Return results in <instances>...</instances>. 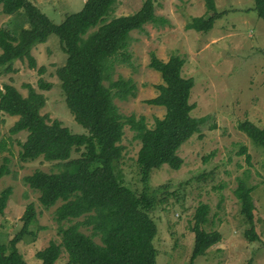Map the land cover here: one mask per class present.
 <instances>
[{
	"label": "rangeland",
	"instance_id": "1",
	"mask_svg": "<svg viewBox=\"0 0 264 264\" xmlns=\"http://www.w3.org/2000/svg\"><path fill=\"white\" fill-rule=\"evenodd\" d=\"M51 21L58 23L66 14L78 11L84 0H31ZM144 0H116L108 18L136 11ZM155 14L168 19V24L156 26L145 23L141 30L130 31L128 45L121 54L109 60L103 83L118 78L130 79L134 95L125 99L113 98L123 115L143 116L147 126L161 117L164 107L150 104L146 99L154 97L156 84L162 82L159 72L149 67L150 54L162 60L172 54L184 58L181 73L192 77L194 84L189 101L194 103L190 114L204 117L201 134L194 133L178 148L183 162L179 169L166 164L151 172V188L164 186L162 191H174L166 195V201L155 206L152 216L157 233L152 240L155 248V264H188L194 245L191 231L192 215L199 202L208 205L204 229H216L221 239L203 250L193 259V264H264V147L254 144L238 130L237 123L249 120L258 127L264 126V21L254 9V0H214L223 15L216 19L206 32L187 29L191 16L209 15L203 0H152ZM0 25L12 30L27 27L23 9L9 17L0 12ZM35 66L27 60H15L16 71L5 72L0 67V87L13 84L22 95L27 94L26 84L41 92L45 102L40 112L48 120L59 119L72 132H80L65 105L56 67L65 61V53L58 37L50 34L44 42L31 47ZM39 67H43L42 72ZM39 79L50 83L48 88L38 86ZM113 90V89H112ZM16 116L0 111V164L7 158V173L0 178V190L11 186L3 214L0 216V242L7 241L20 228V216L27 203L32 202L36 211L30 229L18 243L27 264H39L34 258L36 250L45 247L49 240L59 241L58 223L54 219L57 201L49 207L38 201V192L22 179L35 169L57 171V161L42 157L22 161L18 157L20 142L26 132L11 133L9 127ZM120 143L122 156L114 162L113 170L118 180L129 188L140 191L142 184L135 163L139 141L128 124L123 126ZM245 149V150H242ZM249 154V159L246 158ZM77 155L76 152L72 156ZM253 186L251 196L255 201L254 229L260 241H248L244 230L248 223L240 213V200L233 193L238 180ZM162 193H158V197ZM68 222L63 221L66 225ZM80 230L90 233L89 227ZM98 242V238L94 237ZM66 252L61 251L53 264H62Z\"/></svg>",
	"mask_w": 264,
	"mask_h": 264
},
{
	"label": "trees",
	"instance_id": "2",
	"mask_svg": "<svg viewBox=\"0 0 264 264\" xmlns=\"http://www.w3.org/2000/svg\"><path fill=\"white\" fill-rule=\"evenodd\" d=\"M203 1L211 14L191 16L187 29L206 32L223 15L224 10L218 11L214 0ZM115 2L84 0L78 11L55 23L31 0H0L1 13L11 17L23 9L28 21V26L18 31L0 25V67L5 72L16 71L13 62L24 59L29 67H34L31 47L55 34L65 53V61L56 67L55 75L66 107L82 128L80 132H72L59 119L48 120L40 112L45 97L30 84H26V95L11 83L0 87V111L17 117L9 131L26 132L20 142L19 159L40 156L59 165L57 171L35 169L22 177L38 192L42 206L60 202L54 209L60 240L51 239L35 251L34 258L39 264H53L62 250L66 252L62 264H155L152 240L157 225L151 213L174 191L166 192L165 188L162 191L166 185L151 188L150 174L164 164L179 169L183 159L177 153L178 148L194 133L202 136L206 123L204 117L190 114L194 103L189 101V94L194 81L182 75L184 58L178 54L170 55L167 60L150 54L148 65L159 72L162 82L156 84L158 93L146 102L164 107L163 115L156 117L151 127L143 116L136 118L119 112L114 96L125 99L134 95L135 86L130 79L121 77L111 81L110 86L103 83L110 58L121 54L127 59L123 50L128 45L130 31L141 30L145 23L164 26L169 22L155 14L152 0H144L132 13L108 18ZM254 9L264 21V0H254ZM43 70L39 67L40 72ZM38 86L48 88L50 83L39 79ZM125 124L139 141L134 160L142 184L140 191L122 184L113 170L114 162L122 156L120 140ZM237 128L252 143L264 147V126L258 127L245 119L237 123ZM73 152L77 155L72 156ZM246 158L249 159L248 153ZM6 161L3 157L0 178L8 171ZM252 189L253 186L239 179L233 190L240 200V213L248 223L244 236L250 242L261 240L254 229L256 207L250 194ZM11 191L9 185L0 190V216ZM158 193L162 196L158 197ZM207 213V203L199 202L192 215L190 229L194 233V245L188 264H193L194 257L221 239L218 230L204 229ZM35 215L34 204L27 203L20 216V228L7 243L0 242V264H27L18 243L25 235L33 234L30 226ZM63 221L68 223L63 225ZM82 226L89 227L90 233L81 231Z\"/></svg>",
	"mask_w": 264,
	"mask_h": 264
}]
</instances>
